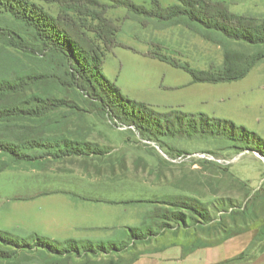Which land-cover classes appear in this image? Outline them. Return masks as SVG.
Wrapping results in <instances>:
<instances>
[{
  "label": "rangeland",
  "instance_id": "1",
  "mask_svg": "<svg viewBox=\"0 0 264 264\" xmlns=\"http://www.w3.org/2000/svg\"><path fill=\"white\" fill-rule=\"evenodd\" d=\"M151 1L163 7L175 4V0H131L145 7H150ZM221 1H225L237 15L264 19V0ZM234 1L239 7L232 6L231 2ZM99 2L107 3L106 0ZM128 14L124 7L112 8L107 12L110 19L119 21L121 29L117 35L118 42L126 47H116L107 53L102 72L125 98L149 107L151 111L144 114L147 123L122 120L110 109H103L98 101H91L80 94L72 97L75 110L70 112L64 107L39 119L38 136L55 138L64 135L73 141L95 144L100 154L86 159L97 158L102 162L98 163L106 168L112 165L116 176L119 173L127 177L135 176L138 185L143 187L159 185L162 189L153 201L157 204L129 207L135 209L136 215L139 212L142 214V223L134 227L140 231L139 239H134L130 233L120 229L79 236L74 240L75 245L57 241L61 244L59 248L63 249L62 257L65 259L58 261V264H67L68 261L70 264H88L91 258H95L93 262L96 264H106L108 261L121 264L123 260L136 257L153 238L162 236L167 241L179 237L204 239L213 230L223 227V224L233 229L234 220L237 227L245 226L238 222L241 215L247 219L250 216L252 221L256 219L255 225L264 224L263 154L219 136H159L149 127V123H156L153 119H159L160 114L179 110L231 121L235 127H243L264 143V61L236 82L193 84L191 75L186 71L151 59L146 54L164 55L191 69L206 70L210 63L216 68L221 67L224 61L222 47L181 26L159 29L151 24L142 27L138 17L123 20ZM225 46L233 52L245 54L264 51L263 47L254 48L234 41H226ZM47 93L61 96L55 89L40 90V96ZM86 100L95 107H89ZM160 123L165 125L163 121ZM160 131H163V127ZM197 152L225 159L242 155L233 164L212 163L204 159L176 164L163 156L165 154L169 159H174ZM3 161L8 162L7 157L3 156ZM40 161L58 162L51 159ZM90 163L96 164L95 161ZM88 164L89 161L78 158L68 160L65 166L71 169L90 166ZM36 175L20 172L16 168L0 171V230L29 244L28 248L23 247L18 252V257L40 251L35 248L31 238L33 233L23 227L26 219L24 202L14 199L26 194L29 189L35 188L37 192L49 187L45 185L43 177ZM131 195L154 196L153 191L146 189L136 192L135 196ZM178 197H188L202 203L209 214V221L192 216L185 209H176L182 214L178 220L151 218L154 209L173 212L175 207L165 203L173 204ZM197 221L198 224L195 223ZM246 224H250V221L247 220ZM0 250L12 251L1 245ZM119 255L126 257L119 258Z\"/></svg>",
  "mask_w": 264,
  "mask_h": 264
},
{
  "label": "trees",
  "instance_id": "2",
  "mask_svg": "<svg viewBox=\"0 0 264 264\" xmlns=\"http://www.w3.org/2000/svg\"><path fill=\"white\" fill-rule=\"evenodd\" d=\"M106 1L0 0V171L37 168L42 164L41 159L59 161L72 156L100 154L97 145L86 141H73L64 135L55 138L38 136L39 119L64 107L70 112L76 109L73 95L81 94L91 101H98L103 109H110L115 116L129 123H147L144 114L151 111L149 107L125 98L102 72L107 53L116 47H126L118 42L121 26L118 20L107 16L109 9L126 8L129 14L123 20L138 17L142 27L150 24L159 29L184 27L222 47L224 61L221 67L216 68L210 63L206 70L191 69L164 55L146 54L151 59L186 71L193 84L236 82L264 61V51L245 54L225 46L226 41H234L264 48V19L236 15L225 1L175 0L174 5L165 7L156 1H151L150 7L136 5L131 0ZM50 89H55L61 96L52 93L40 96V90ZM91 101L86 100L87 105L95 107ZM153 121L156 123H149V127L159 136H219L264 155V143L259 137L243 127H235L228 120L169 110ZM162 127L163 131H160ZM3 156L8 162L3 161ZM175 201L165 203L175 207L173 212L154 209L151 218L178 220L182 214L176 209H185L192 216L209 221V214L199 201L188 197H178ZM135 203L157 204L147 200ZM129 233L134 239L140 238L137 229H130ZM31 238L35 248L40 250L38 255L18 257V252L23 247L28 248L29 244L0 230V245L12 249L0 250V261L18 259L13 264H29L40 260L43 264H53L59 260L47 259L45 254L61 258L64 255L60 243L37 235ZM65 244L75 245V241ZM106 264L116 263L109 261Z\"/></svg>",
  "mask_w": 264,
  "mask_h": 264
},
{
  "label": "crops",
  "instance_id": "3",
  "mask_svg": "<svg viewBox=\"0 0 264 264\" xmlns=\"http://www.w3.org/2000/svg\"><path fill=\"white\" fill-rule=\"evenodd\" d=\"M231 3L234 8L239 7L235 1ZM78 158L89 161L90 166L82 165L71 169L65 166L68 160ZM90 161H95L96 164L91 165ZM98 162L101 161L97 158L76 156L57 163H42L37 168L18 169L20 172L38 174L36 176L43 177L45 185L49 186L48 189L43 188L37 192L32 188L26 194L14 197L15 200L24 202L25 230L42 239L67 242L83 235L120 229L129 233L130 229L140 225L142 214L139 212L136 215L135 209L129 207L144 204L135 203L136 201H155L162 187H143L138 185L135 176L127 177L120 173L116 176L112 165L108 164L109 167L106 168ZM69 185L73 187H64ZM144 189L153 191V198L141 195L132 197L131 194L135 196L136 192ZM249 218L241 215L238 222L245 226L237 227L234 220L233 229L228 224H223V227L213 230L204 239L195 237L188 240L187 237H179L167 241L158 236L145 244V248L136 257L123 260L121 264H264V224L255 225L257 220ZM247 220L250 224H246ZM26 255L36 257L38 253ZM44 256L47 259L56 258L57 261L64 260L63 257L50 254ZM124 256L119 255V258ZM94 260L95 258H91L89 261ZM17 261L18 259L0 261V264H13ZM29 264L43 263L36 260Z\"/></svg>",
  "mask_w": 264,
  "mask_h": 264
},
{
  "label": "built area",
  "instance_id": "4",
  "mask_svg": "<svg viewBox=\"0 0 264 264\" xmlns=\"http://www.w3.org/2000/svg\"><path fill=\"white\" fill-rule=\"evenodd\" d=\"M242 154L236 155L233 158H216L212 155H210V153H205V152H197V153H192V154H186V155H182V156H178L174 159H169L168 156H166L165 154H163L164 157H166L171 163H176V164H180L186 160H195V159H204L207 161H210L212 163H218V164H233L235 163L238 158L241 156ZM262 162L264 163V157H261Z\"/></svg>",
  "mask_w": 264,
  "mask_h": 264
}]
</instances>
